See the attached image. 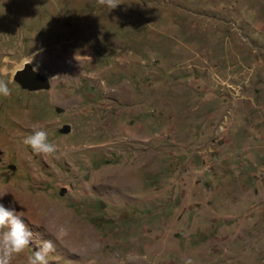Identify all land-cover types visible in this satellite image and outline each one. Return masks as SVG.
<instances>
[{"label": "rangeland", "instance_id": "rangeland-1", "mask_svg": "<svg viewBox=\"0 0 264 264\" xmlns=\"http://www.w3.org/2000/svg\"><path fill=\"white\" fill-rule=\"evenodd\" d=\"M0 80L12 264H264V0H0Z\"/></svg>", "mask_w": 264, "mask_h": 264}, {"label": "clouds", "instance_id": "clouds-1", "mask_svg": "<svg viewBox=\"0 0 264 264\" xmlns=\"http://www.w3.org/2000/svg\"><path fill=\"white\" fill-rule=\"evenodd\" d=\"M101 6L109 9H116L121 0H97ZM11 89L8 83L0 80V96L8 97ZM23 143L38 155L51 156L57 153V146L48 139V132L45 130L34 131L27 135ZM9 192H0L2 200ZM24 211L17 212L15 207H5L0 203V264H12L13 259L23 253L31 244L32 233L29 231L24 219ZM55 251L51 240L42 242V247L35 250L28 258L27 264H49L48 256ZM184 264H193V261L185 259Z\"/></svg>", "mask_w": 264, "mask_h": 264}, {"label": "water", "instance_id": "water-1", "mask_svg": "<svg viewBox=\"0 0 264 264\" xmlns=\"http://www.w3.org/2000/svg\"><path fill=\"white\" fill-rule=\"evenodd\" d=\"M16 80L24 88L29 89L30 91L45 90L50 88L49 79L35 71L29 62L25 63L23 68L17 71ZM70 132V126H65L63 133L69 134ZM13 168L15 169V167Z\"/></svg>", "mask_w": 264, "mask_h": 264}, {"label": "bare ground", "instance_id": "bare-ground-1", "mask_svg": "<svg viewBox=\"0 0 264 264\" xmlns=\"http://www.w3.org/2000/svg\"><path fill=\"white\" fill-rule=\"evenodd\" d=\"M41 219H42V221L45 220L44 218H41ZM57 219H58V218L56 217V221H57ZM48 221H49V220H48ZM40 222H41V221H40ZM43 224H44V223H43ZM50 224H51V223H50ZM56 224H57V223H56ZM47 227H48V226H47ZM57 227H58V226H57ZM63 229H64V228H63ZM48 230H49V229H48ZM61 236H62V235H61ZM61 236H60V240H61ZM64 237H65V236H64ZM64 237H63V238H64ZM69 239H70V237H69ZM62 240H65V239H62ZM64 242H65V241H64ZM72 244H73L72 246H74V247L77 246V245L75 246V243H74V242H72ZM82 245L84 246V244H82ZM84 247H86V246H84Z\"/></svg>", "mask_w": 264, "mask_h": 264}]
</instances>
